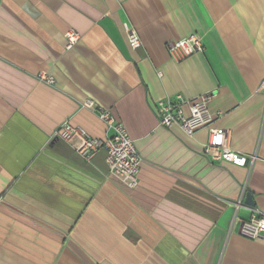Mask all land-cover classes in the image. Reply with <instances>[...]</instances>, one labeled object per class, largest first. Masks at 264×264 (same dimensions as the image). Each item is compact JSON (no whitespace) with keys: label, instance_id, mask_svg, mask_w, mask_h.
Returning a JSON list of instances; mask_svg holds the SVG:
<instances>
[{"label":"crops","instance_id":"1","mask_svg":"<svg viewBox=\"0 0 264 264\" xmlns=\"http://www.w3.org/2000/svg\"><path fill=\"white\" fill-rule=\"evenodd\" d=\"M191 34L204 50L175 59ZM178 95L185 116L206 96L212 122L161 125ZM88 99L134 140L137 186L55 136L111 134ZM210 128L245 165L203 153ZM247 192L264 213V0H0V264H264V234L240 233Z\"/></svg>","mask_w":264,"mask_h":264},{"label":"built area","instance_id":"2","mask_svg":"<svg viewBox=\"0 0 264 264\" xmlns=\"http://www.w3.org/2000/svg\"><path fill=\"white\" fill-rule=\"evenodd\" d=\"M65 37L67 48H72L80 39V35L74 30H69ZM128 41L134 49L141 45L140 37L134 30L129 33ZM203 50L204 43L199 34H191L169 44V51L177 60ZM41 78L49 84L55 82L54 77L45 73L41 75ZM183 102L180 95L176 100L167 98L157 102V113L161 125L172 127L178 124L186 134L193 135L198 129L207 127L212 122V114L208 108L206 96L190 105L189 116H185L182 111ZM84 106L97 110L111 134L103 139L93 137L84 127L67 120L61 124L55 132V136L66 141L79 138L80 144L77 153L85 159H91L99 149L104 148L109 172L122 179L129 187L137 186L143 159L124 123L117 121L109 109L99 106L93 99H88ZM203 153L216 161H230L238 165H245L247 162L245 156L236 153L229 147L227 133L221 128L209 129V139L203 147ZM241 206H243L242 200L236 203L237 209ZM247 208L250 216L248 219L241 220L240 233L250 239H259L264 234V213L254 206H247Z\"/></svg>","mask_w":264,"mask_h":264},{"label":"water","instance_id":"3","mask_svg":"<svg viewBox=\"0 0 264 264\" xmlns=\"http://www.w3.org/2000/svg\"><path fill=\"white\" fill-rule=\"evenodd\" d=\"M244 201H245V204H247L248 206H255V201L253 198V194L251 192L246 193V197Z\"/></svg>","mask_w":264,"mask_h":264}]
</instances>
